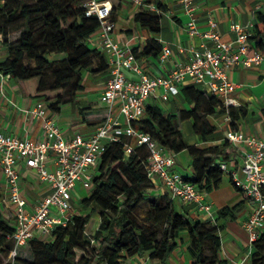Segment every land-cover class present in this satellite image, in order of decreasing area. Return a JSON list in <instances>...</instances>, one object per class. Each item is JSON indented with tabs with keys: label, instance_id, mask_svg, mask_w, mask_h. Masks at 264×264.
<instances>
[{
	"label": "trees",
	"instance_id": "trees-1",
	"mask_svg": "<svg viewBox=\"0 0 264 264\" xmlns=\"http://www.w3.org/2000/svg\"><path fill=\"white\" fill-rule=\"evenodd\" d=\"M86 1L0 0V42L6 49L0 74L13 80L26 96L43 100L54 114L65 104L78 105L83 71L100 74L108 69L104 53L89 47L100 23L96 17L85 15ZM145 5L155 6L159 13L140 7L134 22L141 30L159 34L166 6L160 0H146ZM255 17L257 23L248 32V42L252 49L264 53V13H255ZM16 33L17 40L10 42L9 37ZM161 50L156 41L150 40L142 50L135 47L131 51L139 60L156 58ZM51 56L60 59L50 60ZM32 79H36L37 86L35 93L29 94L25 84ZM181 92L189 110L164 113L158 106L146 105L144 116L132 122V126L148 134L172 156L186 151L191 159L192 177L183 176L184 180L199 191L210 193L222 183L219 163H227L231 154H237L236 150L227 140L219 147L205 149L188 145L182 136V124L192 121V132L202 141H209L216 129L208 121H201L199 114L205 117L227 114L234 130L245 113L241 108L225 109L217 97L196 85L184 87ZM83 113L84 109L79 107V114ZM128 142L122 139L105 146L92 189L88 197L78 202L81 210L99 211L100 221L91 239L84 233L89 215H74L66 227H57L52 232L49 241L33 239L16 246L11 240L14 228L9 224V219L14 222L12 213L0 207V253H13V261L18 264H123L127 258L142 259L146 254L150 261L165 264L177 247L180 234L186 232L192 264H225L219 260L221 227L176 212L168 195L149 198L148 192L155 188L146 173L149 153L145 146H139L126 155L124 148ZM144 201L148 203V213L140 220L136 211ZM233 210H220L218 219L231 217ZM252 248L251 264H264V232ZM77 251L84 255L76 261ZM22 256H29L32 261H25Z\"/></svg>",
	"mask_w": 264,
	"mask_h": 264
},
{
	"label": "built area",
	"instance_id": "built-area-1",
	"mask_svg": "<svg viewBox=\"0 0 264 264\" xmlns=\"http://www.w3.org/2000/svg\"><path fill=\"white\" fill-rule=\"evenodd\" d=\"M126 1L137 7L145 6V0ZM178 4L188 18L184 26L186 35L190 38L199 36L210 41L212 46L180 47L179 53L186 60L176 63L174 68L160 76H152L143 70L132 48L115 41L112 3L108 0H87L84 3L85 15L96 17L100 23L95 35L98 47L106 57L109 78L98 101L104 106L106 114L89 137L76 133L67 139L57 124L55 114L43 100H39L24 113L40 123V139L20 138L0 132V207L12 213L14 232L11 240L16 246L33 239L44 241L57 227H66L70 223L77 215L73 202L78 189L87 193L91 191L105 146L122 139L129 140L124 148L126 155L136 147H146L149 153L147 176L154 186L159 182L166 189L171 201L184 206L194 204L201 213L210 215L211 206L204 200L205 193L184 180L175 168L174 156L148 134L133 128L132 122L144 116L145 106L151 97L166 102L170 97L177 96L180 86L187 81L217 97L225 109L235 106L232 95L237 85L229 79L227 71L264 68V53L250 47L248 32L251 27L231 23L229 29L235 34V39L225 42L212 18L207 20L206 30H199L194 17L195 8L190 5V0H179ZM148 9L159 13L155 6L150 5ZM171 54V47L165 46L158 59L165 62ZM125 72L132 73L135 79L127 78ZM158 89L162 93L156 96ZM225 140L232 145L242 144L246 149L239 171L231 169L228 163H219V169L223 177L252 205L249 217L242 225L252 247L264 232V137L229 130ZM48 164H51V169ZM22 169L30 171L34 179L47 187L36 204L30 203L24 194L20 183ZM128 264L147 263L133 260Z\"/></svg>",
	"mask_w": 264,
	"mask_h": 264
},
{
	"label": "crops",
	"instance_id": "crops-1",
	"mask_svg": "<svg viewBox=\"0 0 264 264\" xmlns=\"http://www.w3.org/2000/svg\"><path fill=\"white\" fill-rule=\"evenodd\" d=\"M108 1L113 6L111 18H113V37L116 42L121 45H128L130 48L137 47L140 50L150 40L156 41L161 48L165 46L171 47L172 54L165 62H161L158 57H148L138 60L143 70L149 75L160 76L168 69L174 68L176 63L185 61V57L179 53L180 47L194 46L199 48L202 44H206L208 47L212 46L210 41L202 39L199 36L190 38L186 35L184 26L188 18L178 4L179 0H160L166 6V12L163 14L167 21L164 26H161L159 34H151L147 30H141L135 24L134 16L140 7L126 0ZM190 5L195 8L194 17L199 30H206V22L209 18H212L217 23V32L222 41L225 42H232L235 39V34L229 29L231 23L237 22L243 27L252 28L257 23L255 13H264V0H190ZM144 7H146L144 9H148V6L145 5ZM17 36L18 33L12 34L9 37L10 42H15L18 38ZM89 47L100 50L95 34L89 40ZM5 58L6 50L0 45V62L5 60ZM227 74L229 79L237 85L232 95L236 103L233 107L236 109L241 108L245 113L244 117L235 123V129L232 130L230 128V120L227 121L226 114L215 117L211 116L209 124L216 129L213 138L209 141H202L191 130L194 136L190 137L189 142L183 137L188 145L202 149L219 147L225 141L226 132L229 130L250 134L259 138L264 137V68H235L228 70ZM125 76L129 79H135V76L130 72H125ZM82 77L83 90L78 93L77 101L80 106L86 105L82 107L84 109L83 116L79 114L80 106L76 105L73 107L69 104L63 105L60 112L55 114L57 124L67 139H70L76 133L89 137L94 133L104 116L105 108L99 103L98 98L109 78L108 70L100 74L83 71ZM189 86H193L189 81L182 84L180 86V93L177 96L170 97L166 102H161L160 99L151 97L147 101V105L158 106L164 113H174L177 109L189 110L190 106L181 92L182 88ZM197 88L203 91L202 87ZM160 93L162 91L158 89L155 94L159 96ZM39 100L41 99L26 96L13 80H9L0 74V132L20 138L40 139V123L24 113L25 109L31 108ZM93 105H97L100 111L94 110L91 107ZM114 114H118L117 110L114 111ZM99 118V123L95 125L91 123L92 120H98ZM119 120L121 123H124L122 117H119ZM184 123L189 124L191 129L192 121ZM182 128L181 132L183 136ZM232 146L237 154H231L227 163L231 169L239 171L246 149L242 144ZM174 158L177 171L182 176L191 178V159L187 152L183 151L174 156ZM48 168L51 169V164H48ZM34 181L38 180L33 178L30 171L21 170L20 183L27 198L25 187L29 186L32 189ZM33 190L39 198L35 202L30 203L36 204L47 191V187L42 184L39 193L35 188ZM150 193L157 195L159 198L168 195L166 189L159 182L155 183V188ZM204 200L211 206L210 215L201 213L194 204L184 206L177 201H173L174 209L178 213L185 214L191 220L211 222L221 227L219 232L221 240L220 261L225 262V264H251L253 248L250 246L248 235L242 226L249 217L252 207L251 203L241 192L231 185L226 177H223L219 189L204 194ZM225 208H234L231 217L218 219L219 211ZM133 260H142L146 261L147 264H156L148 259L147 254L142 259L137 257L127 258L123 264H128ZM192 262V257L188 251L187 233L182 232L179 236L177 247L170 254L165 264H192Z\"/></svg>",
	"mask_w": 264,
	"mask_h": 264
},
{
	"label": "rangeland",
	"instance_id": "rangeland-1",
	"mask_svg": "<svg viewBox=\"0 0 264 264\" xmlns=\"http://www.w3.org/2000/svg\"><path fill=\"white\" fill-rule=\"evenodd\" d=\"M25 1L27 3H31L32 2V0H25ZM1 6H2V3L0 2V7ZM144 8H146V7H144ZM166 21H167V19H166L165 15L164 14L161 15V21H160L161 26H164V24H165ZM18 36H19V34H18ZM0 45H1L2 48H4V50H6L5 47H3V45L1 44V42H0ZM49 59L50 60H56V59L58 60V59H60V57H58V56H51ZM25 64L28 65L29 62L28 61H25ZM25 86H26V90H27V92L29 94L35 93L36 86H37L36 79H32V80L27 81L26 84H25ZM197 87L200 88L201 86L197 85ZM65 99H66V97H65ZM84 106H86V105H81L80 107L82 108ZM91 107L94 110L100 111L99 108L97 107V105H93ZM199 117H200V120L201 121H204L205 120V121H208V122H209V120L211 118V117H205L202 114H199ZM99 121H100V118L98 120H95V119L92 120L91 123H93V125H95V124L99 123ZM182 127H183L182 128V130H183V137H184V139L186 141L189 142L190 137L194 136V134H192V132H191L190 125L187 124V123H184ZM0 183H1V181H0ZM41 187H42V184H40V182H38V181H34V185H33V188L32 189L29 186H26L25 187V192H26V194H27L28 199H29L30 202H35L39 198V196L37 195V193L33 192L34 191L33 189L35 188L38 191V193H39L41 191ZM87 195H88V193L86 191H84L82 189H78V192H77L76 198H75V202H74L73 205H74L75 212H76L77 215H80L82 217L89 215L90 221L85 226L84 233H85V235H86V237L88 239H91V237L94 235V233L96 232V230L98 228V224H99V221H100V218H99L100 214H99V211L97 209H93L92 211L90 209H88V210H81L78 207V202L82 198H85ZM148 197L149 198L159 199V197L157 195L152 194V193H149L148 194ZM147 213H148V203H147V201H144L143 203H141L139 205V207H138V209L136 211V215H137V217L140 220H143L146 217ZM9 224L13 227L14 222H13L12 219H9ZM49 240H50V238H47L45 241H49ZM12 255L11 254L8 255L6 253L1 252L0 253V264H8V263H10V264H18L16 261H13V256ZM83 255H84L83 252L77 251L76 252V261L79 260V258L81 256H83ZM20 258L23 259V260H25V261H32V258L29 257V256H22ZM43 264H46V263H43ZM53 264H55V263H53Z\"/></svg>",
	"mask_w": 264,
	"mask_h": 264
}]
</instances>
